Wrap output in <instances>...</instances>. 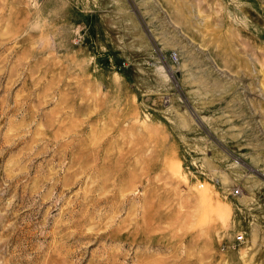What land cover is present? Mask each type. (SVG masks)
Listing matches in <instances>:
<instances>
[{"label": "rangeland", "instance_id": "rangeland-1", "mask_svg": "<svg viewBox=\"0 0 264 264\" xmlns=\"http://www.w3.org/2000/svg\"><path fill=\"white\" fill-rule=\"evenodd\" d=\"M0 264H264V0H0Z\"/></svg>", "mask_w": 264, "mask_h": 264}, {"label": "bare ground", "instance_id": "bare-ground-1", "mask_svg": "<svg viewBox=\"0 0 264 264\" xmlns=\"http://www.w3.org/2000/svg\"><path fill=\"white\" fill-rule=\"evenodd\" d=\"M235 191L238 192L239 191V188H236Z\"/></svg>", "mask_w": 264, "mask_h": 264}]
</instances>
